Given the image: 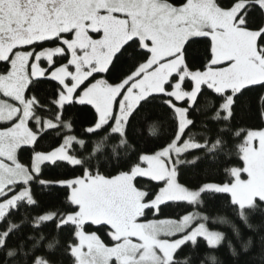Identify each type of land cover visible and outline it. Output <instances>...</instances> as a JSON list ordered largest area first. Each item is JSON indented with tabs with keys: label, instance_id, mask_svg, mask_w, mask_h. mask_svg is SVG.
Returning <instances> with one entry per match:
<instances>
[{
	"label": "rangeland",
	"instance_id": "rangeland-1",
	"mask_svg": "<svg viewBox=\"0 0 264 264\" xmlns=\"http://www.w3.org/2000/svg\"><path fill=\"white\" fill-rule=\"evenodd\" d=\"M254 2L264 11V0ZM246 3L239 0L222 8L214 0H186L180 5L162 0H9L14 23L0 29V60L9 62L8 70L0 74V218L22 196L29 197L27 182L42 163L79 161L69 152L76 140L70 133L54 148L35 152L28 165L18 159L19 147L33 144L37 135L31 120L38 130L56 124L34 116L33 99L25 95L32 78L48 75L60 83L59 107L72 100L94 106L98 118L92 128L112 118L113 130L123 133L131 110L151 93L169 96L178 117L172 142L143 154L130 170L112 176L86 172L56 181L69 186V199L77 205L75 212L60 219L76 225L77 240L71 249L74 264H168L179 245L198 236L211 246L219 244L221 232L210 229L202 213L156 217L148 216L146 207L156 211L164 201L199 198V189L187 188L176 177L180 154L198 145L181 139L188 118L186 106L176 102L187 99L190 103L201 84L217 92L228 89L224 110L229 116L232 93L246 84L264 81V50L257 45L264 25L261 29L243 25L240 11ZM53 11L56 13L51 14ZM26 16L32 18L25 27L27 33L21 30ZM195 35L210 38L212 56L206 68L189 71L182 60V46ZM55 37L59 42L34 45ZM131 37H137L150 53L138 75L112 85L101 82L104 78L99 75L100 80L82 85L94 72H104L113 54ZM66 52L67 57L46 73L40 59L51 65L55 54ZM185 78L191 79V88L184 86ZM241 156L244 166L231 168L230 181L209 183L207 188L228 193L243 214V208L256 198L264 200V127L245 132ZM137 175L162 181L151 199L134 184ZM18 183L24 186L16 187ZM52 215L44 213L40 220ZM86 221L108 225L113 241L106 243L96 232L84 229ZM33 264L52 263L38 258Z\"/></svg>",
	"mask_w": 264,
	"mask_h": 264
},
{
	"label": "trees",
	"instance_id": "trees-1",
	"mask_svg": "<svg viewBox=\"0 0 264 264\" xmlns=\"http://www.w3.org/2000/svg\"><path fill=\"white\" fill-rule=\"evenodd\" d=\"M162 1L180 5L186 0ZM237 1L214 0L222 8L231 7ZM246 1L240 11L243 25L261 29L264 25L262 6L254 0ZM56 42H59L57 37L34 45ZM257 45L264 50V29L257 36ZM149 54L137 37H131L113 54L104 72H94L82 85L100 80L99 75L104 78L101 82L110 85L138 75ZM67 55V52L55 54L51 65L43 58L40 63L46 66L47 73ZM211 56L208 36L195 35L184 41L182 60L189 71L206 68ZM8 68L9 62L0 60V74ZM183 84L186 88L192 87L190 78H185ZM59 91L60 83L48 75L28 82L25 95L33 99V115L55 120L56 124L38 130L31 120L30 125L37 130V135L33 144L19 147L18 159L28 165L35 152L54 148L70 133L76 140L71 142L69 152L79 161L75 164L61 159L44 162L29 179V197L22 196L0 218V264H33L38 258L52 264H74L71 249L77 240L76 225L60 219L64 214L75 212L77 205L69 199V186L56 181L86 172L112 176L128 171L141 161L143 154L165 147L177 135L178 117L165 93H151L139 100L126 119L124 132L119 133L112 128V118L92 128L98 117L89 103L72 100L59 107L56 103ZM229 92L228 89L217 92L201 84L190 103L187 99L176 102L186 106L188 118L181 139L198 143L180 154L176 177L187 188L199 189V198L197 201H164L156 211L148 206L146 212L148 216L172 218L200 212L210 229L221 232L222 240L215 246L201 236L183 242L168 264H264V200L256 198L241 214L228 193L207 188L209 183L232 179L231 168L244 166L241 146L245 132L264 127V81L246 84L233 92L230 114L225 116L224 101ZM161 183L142 175L134 177V184L145 191L146 199L157 193ZM21 186L24 184H16V187ZM47 212L53 215L40 220ZM83 226L87 231L96 232L104 242L113 241L108 225L86 221Z\"/></svg>",
	"mask_w": 264,
	"mask_h": 264
},
{
	"label": "flooded vegetation",
	"instance_id": "flooded-vegetation-1",
	"mask_svg": "<svg viewBox=\"0 0 264 264\" xmlns=\"http://www.w3.org/2000/svg\"><path fill=\"white\" fill-rule=\"evenodd\" d=\"M24 1H27V0H24ZM32 1L35 2L36 0H31V2ZM66 2H67V0H66ZM9 11H13V9L11 8V6L9 4V0H0V29L4 28L7 25L14 23L12 17L9 16V13H10ZM54 13H56V11H53L51 14H54ZM31 19H32L31 17L26 16V18H25L26 22H24L23 23L24 26L21 27L22 31H25L26 33L28 32L26 29L27 28L26 24L32 23ZM46 24H49V23L47 22ZM17 45H18V43L14 44L9 52H11L12 49L16 48Z\"/></svg>",
	"mask_w": 264,
	"mask_h": 264
},
{
	"label": "crops",
	"instance_id": "crops-1",
	"mask_svg": "<svg viewBox=\"0 0 264 264\" xmlns=\"http://www.w3.org/2000/svg\"><path fill=\"white\" fill-rule=\"evenodd\" d=\"M92 92H96V90H93ZM97 93V92H96ZM96 93H94V94H96Z\"/></svg>",
	"mask_w": 264,
	"mask_h": 264
},
{
	"label": "bare ground",
	"instance_id": "bare-ground-1",
	"mask_svg": "<svg viewBox=\"0 0 264 264\" xmlns=\"http://www.w3.org/2000/svg\"><path fill=\"white\" fill-rule=\"evenodd\" d=\"M242 14V13H241ZM64 36V35H63Z\"/></svg>",
	"mask_w": 264,
	"mask_h": 264
}]
</instances>
